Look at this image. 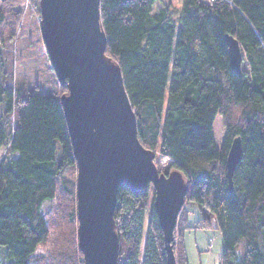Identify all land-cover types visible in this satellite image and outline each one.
I'll return each mask as SVG.
<instances>
[{
	"label": "trees",
	"instance_id": "trees-1",
	"mask_svg": "<svg viewBox=\"0 0 264 264\" xmlns=\"http://www.w3.org/2000/svg\"><path fill=\"white\" fill-rule=\"evenodd\" d=\"M157 1L99 0L105 52L120 67L139 141L182 173L183 204H196L214 219L222 238L218 264H264V0H181L175 18L169 6L153 9ZM0 2L17 8L23 0ZM5 19L0 8V48L11 39L1 31ZM16 19L19 25V11ZM225 35L242 48L240 74L229 66ZM5 69L0 56V245L7 264L42 261L35 252L50 235L42 203L58 191L67 198L69 235L66 248L54 240V253H62L65 264H83L75 183L65 177L76 164L58 97L15 94ZM217 115L224 129L220 147L212 128ZM235 137L242 157L229 191L225 159ZM149 196V188L139 194L117 189V264H166ZM177 242L176 263L187 264Z\"/></svg>",
	"mask_w": 264,
	"mask_h": 264
},
{
	"label": "water",
	"instance_id": "water-1",
	"mask_svg": "<svg viewBox=\"0 0 264 264\" xmlns=\"http://www.w3.org/2000/svg\"><path fill=\"white\" fill-rule=\"evenodd\" d=\"M38 5L50 66L65 87L58 100L76 164V235L83 264H117L119 238L113 213L121 185L135 194L152 186V209L162 231L166 264H177L173 230L186 180L177 169L160 172L155 152L139 141L120 67L105 52L99 0H39ZM224 40L229 66L240 74L242 48L232 35ZM241 157V140L235 137L225 159L229 191Z\"/></svg>",
	"mask_w": 264,
	"mask_h": 264
},
{
	"label": "rangeland",
	"instance_id": "rangeland-1",
	"mask_svg": "<svg viewBox=\"0 0 264 264\" xmlns=\"http://www.w3.org/2000/svg\"><path fill=\"white\" fill-rule=\"evenodd\" d=\"M38 2L39 0H23L19 6H16L17 8H13L12 3L2 5L0 2V8H3L6 13L1 31L4 37L11 36V39L8 38L1 46L0 56L6 65V81L15 94L26 96L29 93H37L59 98L60 85L50 66L39 30ZM180 3L181 0H158L153 9L169 6L173 18H175ZM18 11L19 25L16 24ZM212 128L215 145L220 147L224 138V129L219 115L214 118ZM154 152V163L157 169L160 172H170L172 169L169 161L161 157L157 149ZM3 154L4 149H1L0 158ZM65 177L75 183L76 166L68 167ZM149 189L151 205L152 186ZM66 199L58 191L54 199L45 200L42 203L41 210L49 225L50 235L47 242L36 249L35 256H39L36 259L42 260L36 264H47L50 258L52 259L49 261L50 264L53 262L56 264L66 262V258L64 261L62 260V253H54L56 249L53 247L56 239L59 240V244L64 243L62 244L64 248L68 246L63 239L69 235L66 228ZM174 228L175 238L172 247L178 245L177 240L180 238L187 264L219 263L222 250L221 233L216 228L214 219L207 212L200 209L196 204L184 203L177 216ZM174 255H176L175 251ZM8 262L5 247L0 245V264H7Z\"/></svg>",
	"mask_w": 264,
	"mask_h": 264
}]
</instances>
